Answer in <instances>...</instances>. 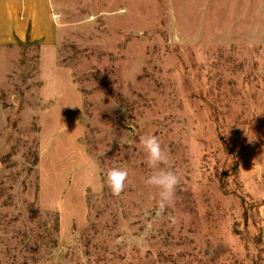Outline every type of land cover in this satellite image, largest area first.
Here are the masks:
<instances>
[{
  "label": "rangeland",
  "instance_id": "obj_1",
  "mask_svg": "<svg viewBox=\"0 0 264 264\" xmlns=\"http://www.w3.org/2000/svg\"><path fill=\"white\" fill-rule=\"evenodd\" d=\"M52 5L55 41L0 45V264H264V0Z\"/></svg>",
  "mask_w": 264,
  "mask_h": 264
},
{
  "label": "crops",
  "instance_id": "obj_2",
  "mask_svg": "<svg viewBox=\"0 0 264 264\" xmlns=\"http://www.w3.org/2000/svg\"><path fill=\"white\" fill-rule=\"evenodd\" d=\"M52 0H0V45L26 40L51 43L59 23Z\"/></svg>",
  "mask_w": 264,
  "mask_h": 264
},
{
  "label": "clouds",
  "instance_id": "obj_3",
  "mask_svg": "<svg viewBox=\"0 0 264 264\" xmlns=\"http://www.w3.org/2000/svg\"><path fill=\"white\" fill-rule=\"evenodd\" d=\"M119 107V106H116ZM141 143L147 156V166L153 173L147 178V185L157 190V215H164L176 200L181 179L170 164L169 156L156 135L141 137ZM129 172L126 168H111L106 173V184L113 195L124 192Z\"/></svg>",
  "mask_w": 264,
  "mask_h": 264
},
{
  "label": "built area",
  "instance_id": "obj_4",
  "mask_svg": "<svg viewBox=\"0 0 264 264\" xmlns=\"http://www.w3.org/2000/svg\"><path fill=\"white\" fill-rule=\"evenodd\" d=\"M55 16H57V15L55 14Z\"/></svg>",
  "mask_w": 264,
  "mask_h": 264
}]
</instances>
